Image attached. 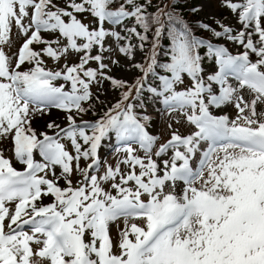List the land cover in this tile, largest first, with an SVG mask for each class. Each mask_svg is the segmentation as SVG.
<instances>
[{"label":"snow or ice","instance_id":"1","mask_svg":"<svg viewBox=\"0 0 264 264\" xmlns=\"http://www.w3.org/2000/svg\"><path fill=\"white\" fill-rule=\"evenodd\" d=\"M218 5L233 24L193 27L178 0H0V264H264V0ZM51 109L63 127H33ZM105 146L123 155L101 171Z\"/></svg>","mask_w":264,"mask_h":264},{"label":"rangeland","instance_id":"2","mask_svg":"<svg viewBox=\"0 0 264 264\" xmlns=\"http://www.w3.org/2000/svg\"><path fill=\"white\" fill-rule=\"evenodd\" d=\"M54 2L59 4V5H63L64 0H54ZM198 4L201 5V10L199 12H197V14L202 19H210V20L220 19V20H222L223 23H226V24H229V25L233 24V20L230 17V13L226 9H223V8L219 7L218 0H194V6H196ZM80 19L82 20V22H86V23H91V20H92V18L90 16H85V15H83V17L81 16ZM15 31L16 30H15V28L13 26L12 40H13L14 44H18L19 41L16 39ZM41 35L42 36H50V35H58V34L41 33ZM65 42L66 41L63 40V39L60 41L61 44L65 43ZM79 42H80L79 39H77V43H79ZM109 42L110 41L108 39L105 40L106 44L109 43ZM215 42H219V41L216 40ZM34 47H35V45H34ZM53 47H55V45H53ZM5 50H7V47H6ZM12 50H15V48H13ZM230 51H232L235 54V52L243 51V49L241 47H239V46H230ZM93 54H95L94 50H93ZM105 55H108V54L105 53ZM114 55L118 59L121 58L119 53H114ZM138 58H139V56H138ZM252 58H254V54H252ZM64 59L65 58L62 57L60 59V61L53 62L51 60V58L44 57V61H45L44 66L46 68L55 70L56 68L60 67L61 64L64 63ZM66 59H67V62L69 64L74 63V62H78V54H75V53L72 52V50H69L68 54L66 56ZM87 66H95V65H94V62L90 61L89 64L86 65V67ZM113 74L120 75V73L116 69L113 70ZM128 75H130V73H125L124 74V78H127ZM184 83L185 84L188 83L187 77L184 78ZM183 86L184 85H180L179 87H183ZM93 91H95L94 88H93ZM244 95L247 98L251 94L249 93V91L247 89H244ZM115 98H116L115 96H111V95L107 97V99L109 101H112ZM99 107L100 106L97 105V109H99ZM224 111L228 112L229 115L232 114V111L230 109L226 108V109H224ZM148 112H149L150 115L153 116V119L151 121V127L148 130L150 131V133H152L154 135H157L160 138L159 142H157V143L163 142V140L167 139L168 135H169V130L166 127L167 124L170 122L169 121V117L167 115L161 116L159 113L154 112L151 105H149ZM177 115H178V113H177ZM62 117H63V115H62ZM62 117L58 120V124H60L63 127L64 121H63ZM84 119L90 120V115L89 114L86 115L84 117ZM44 123H45L44 121H39V122H35L34 121L33 122V127L41 128ZM172 126H173V129L178 127L181 134H187V132L190 130V126H186L183 123L182 118H181V124L180 125H177L174 121H172ZM49 134H51V131H50ZM61 142L65 144V147L69 151H71L70 144H69L68 141H65V140L62 139ZM137 154H141L142 155V153H140L139 151L137 152ZM5 155L6 156L9 155V153L5 152ZM99 155H100V164H102L100 170L102 171L103 170V164H104L105 161L109 165L115 166L118 156H122L123 153L117 154V153H115V151L112 148H110L108 146H105V147H101L99 149ZM37 158H39V157L37 156ZM153 158L155 159V157H153ZM12 163H13V167L17 168L18 170L22 169V165H20L18 162H15L13 160ZM80 163H81V166L84 165V161L82 159H81ZM120 167H121V171L125 170V166L123 164H121ZM136 171H139V169H136ZM60 183L62 185V181ZM105 187H107V185H105ZM44 202H50V200L48 198H45ZM110 234L112 235L113 240H115L116 239L115 225H111L110 226Z\"/></svg>","mask_w":264,"mask_h":264},{"label":"trees","instance_id":"3","mask_svg":"<svg viewBox=\"0 0 264 264\" xmlns=\"http://www.w3.org/2000/svg\"><path fill=\"white\" fill-rule=\"evenodd\" d=\"M153 3H155V0H153ZM178 3L180 6H182L183 16L193 27H195L194 22L197 20H201L204 23L211 25L210 21L202 20L201 18L198 17V15L196 13H192L188 10L191 7V4H190L191 0H178ZM188 4H190V6ZM195 34L197 36H201L204 38H208V36H209V33L203 29H195ZM163 43L167 44V40L165 39L163 41ZM201 51H203V50H201Z\"/></svg>","mask_w":264,"mask_h":264},{"label":"bare ground","instance_id":"4","mask_svg":"<svg viewBox=\"0 0 264 264\" xmlns=\"http://www.w3.org/2000/svg\"><path fill=\"white\" fill-rule=\"evenodd\" d=\"M63 113L61 111L51 109L50 114L44 117V122L47 120H52L53 122L58 124V120L62 117Z\"/></svg>","mask_w":264,"mask_h":264}]
</instances>
